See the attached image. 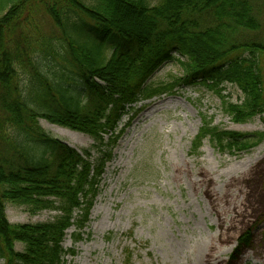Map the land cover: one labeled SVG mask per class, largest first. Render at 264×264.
<instances>
[{"label": "trees", "instance_id": "1", "mask_svg": "<svg viewBox=\"0 0 264 264\" xmlns=\"http://www.w3.org/2000/svg\"><path fill=\"white\" fill-rule=\"evenodd\" d=\"M45 19L53 24L48 34L39 31ZM168 62L178 63L182 75L151 80ZM197 85L220 99L234 123L259 116L264 124V0H0L1 264H65L75 254L62 246L66 231L73 228V243L83 238L126 128H118L122 117ZM227 85L240 91L238 100ZM39 119L94 143L77 150ZM204 139L237 156L262 142L264 131L239 133L203 120L194 152ZM7 204L57 214L10 223ZM248 240L244 231L238 247Z\"/></svg>", "mask_w": 264, "mask_h": 264}, {"label": "rangeland", "instance_id": "2", "mask_svg": "<svg viewBox=\"0 0 264 264\" xmlns=\"http://www.w3.org/2000/svg\"><path fill=\"white\" fill-rule=\"evenodd\" d=\"M42 22L40 32L52 31L51 21ZM181 75L180 65L168 62L151 80ZM226 93L232 100L241 96L233 85H227ZM142 104L119 123V129L126 128L105 166L83 238L73 243V228L66 232L62 246L75 254L67 255L65 264H201L219 222L206 185L195 177L199 169L211 178L209 187L219 197L227 194L230 206L242 209L235 225L223 229L228 239L217 250L220 264H264V140L237 156L219 152L208 139L192 150L203 120L224 130L253 133L264 131L261 118L234 123L221 112L220 99L202 85L182 86ZM39 125L77 150L94 143L86 134L44 119ZM5 214L10 223L21 224L52 221L57 212L31 214L23 206L7 204ZM244 231L249 242L239 248ZM16 249L21 246L16 244Z\"/></svg>", "mask_w": 264, "mask_h": 264}, {"label": "bare ground", "instance_id": "3", "mask_svg": "<svg viewBox=\"0 0 264 264\" xmlns=\"http://www.w3.org/2000/svg\"><path fill=\"white\" fill-rule=\"evenodd\" d=\"M195 177L199 178L197 182L206 185V193L207 199L210 203L211 208L216 213L218 219V231L212 236L210 242L207 244L205 250L201 256V264H220L221 261L219 259V255H217L218 247L220 246L222 241H226L228 239V235L224 232L223 229H229L235 225V217L237 214H242V209L238 212L239 205H232L227 198V194L221 195L219 197L217 193L211 189L208 183H211V178L207 177V174L202 169H199L195 173ZM230 185V183H228ZM237 190H241V187H236ZM243 192V190H241ZM255 258L256 255H255Z\"/></svg>", "mask_w": 264, "mask_h": 264}]
</instances>
